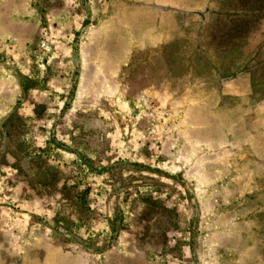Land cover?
I'll use <instances>...</instances> for the list:
<instances>
[{
	"label": "rangeland",
	"instance_id": "rangeland-1",
	"mask_svg": "<svg viewBox=\"0 0 264 264\" xmlns=\"http://www.w3.org/2000/svg\"><path fill=\"white\" fill-rule=\"evenodd\" d=\"M0 264H264V0H0Z\"/></svg>",
	"mask_w": 264,
	"mask_h": 264
},
{
	"label": "trees",
	"instance_id": "trees-1",
	"mask_svg": "<svg viewBox=\"0 0 264 264\" xmlns=\"http://www.w3.org/2000/svg\"><path fill=\"white\" fill-rule=\"evenodd\" d=\"M263 63V62H262ZM262 63H259L260 66H262Z\"/></svg>",
	"mask_w": 264,
	"mask_h": 264
}]
</instances>
